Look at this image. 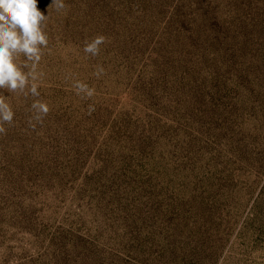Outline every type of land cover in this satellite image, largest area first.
<instances>
[{
    "label": "rangeland",
    "instance_id": "obj_1",
    "mask_svg": "<svg viewBox=\"0 0 264 264\" xmlns=\"http://www.w3.org/2000/svg\"><path fill=\"white\" fill-rule=\"evenodd\" d=\"M37 3L35 80L0 89V264H264V0Z\"/></svg>",
    "mask_w": 264,
    "mask_h": 264
},
{
    "label": "clouds",
    "instance_id": "obj_2",
    "mask_svg": "<svg viewBox=\"0 0 264 264\" xmlns=\"http://www.w3.org/2000/svg\"><path fill=\"white\" fill-rule=\"evenodd\" d=\"M55 6L59 11L65 8L63 0H52L49 7ZM47 16L38 8L37 0H0V89L10 92H24L29 85V77L35 80L34 72L25 73L17 64V58L23 54L27 61H31L34 70L42 55V47L48 44V38L43 30V22ZM106 38L102 35L95 37L87 43L84 51L97 55L99 46L105 43ZM37 84L32 83L28 89L33 96H38ZM80 92H85L91 97L94 90L86 85L77 84ZM33 109L39 114H47L48 107L45 103L34 102ZM14 112L6 102V98L0 94V134L6 133L4 124H12ZM40 117L38 116L37 119Z\"/></svg>",
    "mask_w": 264,
    "mask_h": 264
}]
</instances>
